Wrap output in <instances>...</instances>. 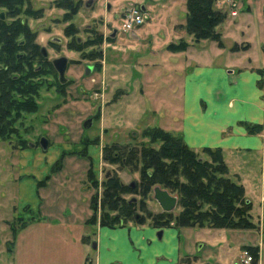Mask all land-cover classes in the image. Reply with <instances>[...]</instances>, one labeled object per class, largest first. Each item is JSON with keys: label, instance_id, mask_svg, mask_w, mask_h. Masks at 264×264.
Returning <instances> with one entry per match:
<instances>
[{"label": "rangeland", "instance_id": "rangeland-1", "mask_svg": "<svg viewBox=\"0 0 264 264\" xmlns=\"http://www.w3.org/2000/svg\"><path fill=\"white\" fill-rule=\"evenodd\" d=\"M37 1L36 4L42 2L43 5L42 17L40 19L27 18V22L33 29H37L42 45L46 44L47 35L58 37L65 43L63 28L70 21L78 28L76 37L81 43L93 36V32L108 35L112 26L119 27L121 17L114 18L111 14L105 16L107 5L113 6V13L115 10L118 12L119 4L125 2V0H91L93 1L92 6L86 7L85 2L88 0H82L83 3L76 15L68 22H64L63 11L56 8L53 0ZM218 1L221 0L215 1L214 8L225 14V20L226 10H222ZM222 1L227 6L228 12L234 15L232 12L238 9L236 0H232L231 5L226 0ZM132 5L141 9L144 17L142 25L132 33H124L111 41L104 39L100 44L86 47L85 51L97 49L101 51V56L97 58V63L91 68L89 75L84 74V64L92 63V61L82 59L79 52L65 49L63 43L60 45V50H52L46 44L50 57L62 54L78 60V62H72L67 71L72 82L66 87L67 93L65 94L62 93V88L60 92L54 86H49L48 89L41 88L36 98L37 110L32 113L22 112L18 117H14L12 126L16 131L9 134L7 138H0V190L1 188L3 191L9 190L12 184L9 176H14L19 172L20 158L29 150L31 152L28 154L32 155L41 150L45 153L48 147L46 149L40 147V138H46L48 146L59 141L68 143L75 151L81 147L80 145L87 143V148L81 147L82 149L77 151L75 156L78 159L73 164L68 162V157L72 155L65 152L66 164L58 171L63 177L70 176L68 183L81 184L82 182L84 186L90 187L93 196L97 194L96 215L100 225L103 213L108 212L109 215L114 213L108 210L109 206L102 200L103 182L106 176L112 175L124 185H128L131 181L138 184L142 168L141 147L158 148L161 144L159 140L151 141L148 136H144V132L148 129L160 128L182 138L180 129L183 107L180 96L182 91L180 78L184 69L179 68L178 70L175 64V59H177L175 53L178 51L175 52L168 47L171 43H179L182 46L186 45L184 47L186 50L188 39L197 43L191 35L186 32L182 33L187 15L186 0H131L130 4L124 6V10ZM114 6H118L117 9ZM142 6L145 7L144 10ZM102 16L104 19L99 20L98 17ZM109 19L112 24L108 23ZM223 21L216 26L219 32L218 27ZM48 31L49 34L45 33ZM178 34L183 36L177 38ZM221 42L223 44L222 38ZM12 95L17 97L15 94ZM98 108L100 109L99 115L95 116ZM12 114L15 115V111ZM93 115L95 119L92 125L84 127L85 121ZM20 139L25 141V148L19 145ZM112 144L118 146L122 156L129 147L136 150V155L126 165L118 160L113 162L105 159L103 155L106 153L102 150V145L111 146ZM82 150L86 152V155L81 154ZM194 150L199 157L207 158L201 148ZM87 154L92 163L89 159L79 160L81 157L88 158ZM250 156L246 163L249 179L244 181L246 193L244 197L251 203L247 210L253 224L252 228L163 227L178 232L180 251L183 256L180 264H187L188 262L184 259L190 255L196 256V260L189 261L190 264L205 262L215 264L217 254L226 259L233 256L235 260H240L246 244L260 247L258 264H264V163H261L259 154L254 153ZM60 166L59 163L56 167ZM83 166L86 170L83 173L84 176L81 177L80 171ZM89 171L92 177L88 175ZM91 178L96 180V185ZM120 192L121 197L126 201L135 199V211L143 217L144 221L136 223L134 220L127 219L124 220L123 225L100 226L110 229L150 226L156 229L155 236L159 239L157 227L152 226L147 214L141 208L143 204L146 209L152 208L148 210L151 213L159 210L157 202L151 197V192L145 198L140 196L139 188L134 191ZM0 200L4 203L0 207L3 208L2 220L10 236L13 235L10 226L17 227V223L13 221L15 217L11 218V210L8 206L9 194L3 192ZM92 200L90 197V205H93ZM179 210V206H176L173 212L177 213ZM204 243L203 247H199Z\"/></svg>", "mask_w": 264, "mask_h": 264}, {"label": "crops", "instance_id": "crops-1", "mask_svg": "<svg viewBox=\"0 0 264 264\" xmlns=\"http://www.w3.org/2000/svg\"><path fill=\"white\" fill-rule=\"evenodd\" d=\"M222 2L217 3L227 14L218 27L223 46L209 39H188L187 49L175 53L177 69H184L180 133L193 149L220 148L228 176L245 189L250 155L259 154L264 163V0H236L234 15ZM245 123L262 129L250 133ZM51 144L45 153L32 155L29 150L22 156L19 172L9 176L11 187L0 190V197L3 192L10 196L11 218L27 221L8 236L0 208V264H180L177 231L163 229L157 239L150 226L110 229L90 222V187L68 183L70 176L58 171L66 164L63 153L72 155L68 162L73 164L84 146L75 151L68 143ZM87 156L79 160L91 162ZM58 160L61 166L52 170ZM233 259L217 258L218 264Z\"/></svg>", "mask_w": 264, "mask_h": 264}, {"label": "trees", "instance_id": "trees-1", "mask_svg": "<svg viewBox=\"0 0 264 264\" xmlns=\"http://www.w3.org/2000/svg\"><path fill=\"white\" fill-rule=\"evenodd\" d=\"M216 0H186L187 15L183 28L185 32L193 37L195 41L209 39L216 42L218 46H223L220 32L216 26L224 20L225 14L214 8ZM67 11L65 20L69 21L78 8V2L74 0H63L61 5ZM75 32L74 25L70 23L66 29V35ZM76 49L81 46L77 41H72ZM99 42L98 44H100ZM186 46V45H185ZM179 43L169 44V49L177 51L184 50ZM97 54L96 51L93 52ZM100 57V54H97ZM5 79H10L8 76ZM55 85V84H54ZM52 85V86H54ZM6 86L7 88H5ZM10 84H0V138H7L16 129L12 126L14 117H18L22 112L32 113L37 110L36 95L37 84H23L27 90L25 98H16L10 94L8 88ZM20 86V84L18 85ZM57 90L61 89L60 84L55 85ZM15 111V115L12 112ZM245 128L250 133H259L262 129L260 124H246ZM151 141L161 142L158 148L142 146L140 156L142 160L140 182L134 188L124 185L112 175H107L103 182V203L109 206L108 210L114 211L112 215L103 213L100 225L115 226L123 225L124 220H134V201H126L121 197V192L134 191L139 188V194L145 198L154 185L167 189L169 193L177 196V206L179 212L151 213L143 204L142 209L147 214L152 226L157 228L169 227L173 222L174 227H209L222 229H248L253 224L248 213L250 201L244 197L245 190L241 183L228 176V167L224 161L220 148L202 147L201 151L207 156L202 158L195 150L184 143L180 136L173 135L160 128L148 129L144 132ZM25 141L20 139L19 145L22 148ZM87 143H83L84 148ZM27 145V144H26ZM105 159L120 161L123 165L129 163L136 155L133 147L126 148L125 155L122 156L118 146L115 144L104 145ZM65 154V153H63ZM81 154L86 155L85 151ZM56 161L51 169H57ZM88 175L92 174L89 171ZM180 178H183L182 180ZM96 185V180H92ZM97 194L92 195L90 222H97L96 199ZM144 200V199H142ZM141 200V201H142ZM17 227L11 225L12 234L17 229L24 227L27 223L21 216L13 220ZM141 217L139 222H143ZM253 257L258 255L257 246H244ZM182 260V258H181ZM180 260V261H181ZM185 262L189 264V257Z\"/></svg>", "mask_w": 264, "mask_h": 264}, {"label": "flooded vegetation", "instance_id": "flooded-vegetation-1", "mask_svg": "<svg viewBox=\"0 0 264 264\" xmlns=\"http://www.w3.org/2000/svg\"><path fill=\"white\" fill-rule=\"evenodd\" d=\"M62 1L63 0H53L52 2L57 9L63 11L62 19L64 20V22H68L67 20H65L67 11L64 7L60 6ZM37 2H38L37 0H0V84H10L8 88V90L10 91L9 93L15 94L17 96L16 98H19L20 96L25 98V95H27L25 94L27 88L22 86L23 84H32V85L37 84V90H36L37 92L36 95L33 96L35 99L38 98L41 88L48 89L49 86H52L54 84L55 85L60 84L62 88V93L63 94L67 93L66 87L69 86L72 82L71 77L67 75V71L69 70V67L72 64V62H78V60L68 58L62 54L58 56L50 57V52L46 47V44L52 50H60V45L63 42L62 40L58 39V37L47 35L49 34V31L45 32L47 33L46 34L47 36L45 38L46 44L42 45L40 43L41 40L39 39L41 36L38 33L37 29H33L27 22V18L40 19L42 17L43 5L42 2L36 4ZM74 2H78V8L76 12L72 15V17L76 15V13L79 10V7L83 3L82 0H74ZM130 3L131 0H125L124 3L119 4L120 5L119 7L114 6L116 7V9L118 7L119 11L116 12L115 10L113 13H112L113 6L108 4L107 14L105 16L111 14L112 17L114 18L115 17L119 18V16L122 18V15L125 11L124 6ZM92 4L93 1L91 0L85 2L86 7H90L92 6ZM103 17L104 16L98 17V19L103 20L104 19ZM70 23L74 25V23L70 21L63 28V35L65 38V43H63V46L65 47V49L69 51H73L76 53L79 52L80 57L82 59H87L92 61V63L84 64V70H83L84 74L89 75L91 68H93L97 63V58H98L97 54L101 55V51H99L98 49L85 51V48L91 47L92 45H96L99 42L102 43L104 39L111 41L112 39L124 34V32H122L119 27L112 26L111 32H109L108 35H103L102 32H96V33L93 32V36L88 37V39L84 40L81 43L79 38L76 37V33H78V28L75 25H74L75 32L73 34L66 35L65 29ZM108 23L109 24L111 23L110 19ZM72 41H77V43L80 44L81 47L79 49H76ZM94 51H96L97 54H94L93 53ZM63 58L66 59V65L63 74L60 76L58 67L61 66L60 60H62ZM6 76H8L10 79L8 80L5 79ZM19 84L20 86H18ZM55 85L54 87L56 88ZM4 87L7 88L6 86ZM99 110L100 109L98 108L95 116L99 115ZM94 119L95 117L93 115L92 118H90L91 120L90 125H92ZM88 120H86L85 123L88 122ZM103 146L104 145H102V147ZM155 186L158 185H154L151 188L152 198H153V188ZM150 209L152 208L150 207ZM160 212H164L160 209V207L159 210L157 211L154 210V213H160ZM171 212H173V210ZM177 213L173 212L174 215H176ZM171 227L176 228L173 226V222L171 223ZM179 228H185V227H179ZM157 229L158 232L159 231L163 232L164 228L161 227ZM204 245L205 243L202 244L201 247H203ZM244 246H257L259 249L257 257H253L247 250L243 249L241 259L240 260L233 259L230 264H245L244 262H242V256L244 253H247L251 256V261L248 264H258L260 247L258 245H250V244H246ZM217 256L219 257L218 254ZM188 257H189V261H192L193 259L196 258L195 255H190ZM215 264H218V260H216Z\"/></svg>", "mask_w": 264, "mask_h": 264}, {"label": "water", "instance_id": "water-1", "mask_svg": "<svg viewBox=\"0 0 264 264\" xmlns=\"http://www.w3.org/2000/svg\"><path fill=\"white\" fill-rule=\"evenodd\" d=\"M61 61V66L58 67V71L60 73V76L63 74L65 65H66V59L63 58ZM91 120L89 119L88 122L84 123V127H88L90 125ZM40 147L43 149H46L48 147V140L46 138H41L40 139ZM128 186L130 188H133L135 186V182L131 181ZM153 199L157 202L158 206L160 209L164 212H171L174 210L177 204V197L175 195L170 194L166 189H161L158 186H155L153 188ZM135 199L132 198L129 201H134ZM133 219L134 222H139L141 219V215L138 212L133 213ZM162 231H159L157 233L158 237L161 236ZM92 246H95V243L92 244ZM202 246V244L199 245V247ZM204 264H211L209 262H206Z\"/></svg>", "mask_w": 264, "mask_h": 264}, {"label": "built area", "instance_id": "built-area-1", "mask_svg": "<svg viewBox=\"0 0 264 264\" xmlns=\"http://www.w3.org/2000/svg\"><path fill=\"white\" fill-rule=\"evenodd\" d=\"M229 4H232V0H226ZM235 14L234 12H232ZM144 21V17L142 15L141 9L138 6L132 5L127 8L121 18V24L119 26L120 30L124 33H132L142 25ZM251 261V256L247 253H244L242 256V262L248 264Z\"/></svg>", "mask_w": 264, "mask_h": 264}]
</instances>
